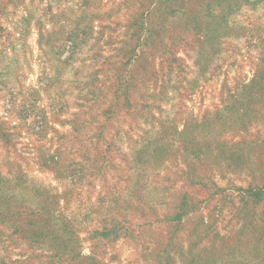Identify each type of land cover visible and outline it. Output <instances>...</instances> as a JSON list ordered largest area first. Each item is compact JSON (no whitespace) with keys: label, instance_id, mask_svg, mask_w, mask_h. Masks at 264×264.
<instances>
[{"label":"rangeland","instance_id":"1","mask_svg":"<svg viewBox=\"0 0 264 264\" xmlns=\"http://www.w3.org/2000/svg\"><path fill=\"white\" fill-rule=\"evenodd\" d=\"M263 63L264 0H0V264H95L115 199L135 223L183 194L174 264H264ZM171 229L99 259L155 264Z\"/></svg>","mask_w":264,"mask_h":264},{"label":"trees","instance_id":"2","mask_svg":"<svg viewBox=\"0 0 264 264\" xmlns=\"http://www.w3.org/2000/svg\"><path fill=\"white\" fill-rule=\"evenodd\" d=\"M260 81L261 85L264 84V63H263V74L260 75ZM231 149V148H230ZM168 152H164V155H166ZM150 153H144L142 156L145 158L149 156ZM161 159H163V156H159ZM143 158V157H142ZM235 158H232L231 155H226V158L224 160L225 167L231 168L234 165L238 168L236 164ZM138 164L142 167H145V162L143 160H138ZM191 170V168H190ZM187 173H190L189 171ZM188 184L193 185L197 182L195 179H188ZM201 183V182H200ZM213 185H216V183H213ZM196 185V184H195ZM194 197H190L188 194H183L181 197H176L174 201L168 202V209L170 213L165 214V217L162 219H152L153 215H150L149 212H155L153 208L150 207H140V205L134 209V217L138 218V222H131L130 219H128V216L124 214V212L127 208L121 209L119 207L120 203L117 199L114 201V206L111 210L106 212L105 214H102L101 219L99 220L98 224L93 229V242L94 246H92V257L94 258L95 264H106L104 261L99 259L101 249L106 248L107 244H112V242H116L119 239H122L124 241H128V238H132L133 234L136 235L138 232L137 230H142L144 228L152 227V226H167L169 228H172L170 230V233H168V237L166 240H163L160 247L157 248V251L154 253L156 254V259L154 261L155 264H174L173 257H171V252L179 249L178 251H175L173 253H180L182 250V238L180 236V233L184 232V229L186 227V224L191 222V219L188 215H190L191 211L198 209V202L193 204ZM264 202V188L257 187L255 190H252L249 195L248 199L245 202V204L252 203L251 206L255 205L258 206L260 203ZM196 214V213H195ZM188 216V217H187ZM165 222V223H164ZM68 225V224H67ZM66 225V226H67ZM197 226H204L203 225V219L201 216L197 219ZM143 232L141 231L140 234ZM193 233L188 235L189 237L192 236ZM139 239H142L140 237ZM181 246V247H180ZM103 253V252H102ZM59 255V256H58ZM57 257L63 261L66 262V264H77L80 262H83L84 260H88V258L82 257L80 254L76 255L75 257L71 258L70 253L67 254V256H63L61 253L58 254ZM153 255V254H151ZM98 259H97V258ZM167 261V262H166ZM50 264H54L51 262ZM185 264H195L194 262H186Z\"/></svg>","mask_w":264,"mask_h":264}]
</instances>
